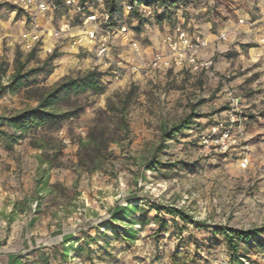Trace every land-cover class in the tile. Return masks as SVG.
Instances as JSON below:
<instances>
[{
	"label": "rangeland",
	"instance_id": "obj_1",
	"mask_svg": "<svg viewBox=\"0 0 264 264\" xmlns=\"http://www.w3.org/2000/svg\"><path fill=\"white\" fill-rule=\"evenodd\" d=\"M182 5L178 6L179 15L186 27L200 31L202 27L195 25L211 21L215 35L208 36L210 45L200 53L202 59L213 61L209 69L175 68L161 72L146 67L154 52L164 49V26L157 29V47L149 53L143 50L142 60L125 55V46L116 39L111 43L110 59L115 67L121 63L120 79H113L109 73L105 93L80 96L85 110L79 117L64 121L58 129L42 132L60 140L63 146V164L49 171L48 189H40L38 182L47 165L40 158L44 150L31 144L33 134H28L12 150L0 145V264H10L12 253L23 255V264H42L41 253L51 256L50 264H221L223 255H230L223 231L264 226V54L260 58L259 51L252 50L250 54V48L261 46L251 33L258 27L239 22L240 18L256 20L262 16L264 0H190ZM11 12L0 9V115L4 116L37 104L25 95L24 89L15 92L10 88L16 56L21 52L25 60L29 53L19 42L25 26L22 15L18 16L17 11L13 16ZM69 14L58 12L53 24ZM151 21L145 23L159 26ZM140 26L135 33L141 31ZM139 40L142 47L150 43L144 37ZM58 53L61 56L54 61L55 71L46 80L49 85L95 67L108 73L96 64L92 51L80 48L76 53ZM46 58L41 53L27 67H35ZM132 88V142L111 145L114 157L105 170L77 171L79 139L87 135L97 111L106 106L109 96ZM229 89L242 97L241 109L248 118L246 140L226 153H219L204 148L200 139L217 119H226ZM191 111L198 114L194 129L168 141L167 148L158 153L160 161L176 166L145 169L146 160L161 142V128L178 123ZM49 142L47 149L53 153V142ZM242 151L251 156L247 169L239 166ZM134 194L180 208L194 221L185 223L163 211L162 233L155 235L159 225L155 220L135 225L139 234L130 244L111 230H99L101 222L110 217V209L128 204ZM156 214L154 209L150 211V215ZM65 234H73L79 240L67 244L74 247L68 258L62 260V256L53 257V249ZM86 234L95 238L90 248L83 244L81 250L75 249L79 242H84ZM242 250L249 255L250 264H264V245L244 244Z\"/></svg>",
	"mask_w": 264,
	"mask_h": 264
},
{
	"label": "trees",
	"instance_id": "obj_2",
	"mask_svg": "<svg viewBox=\"0 0 264 264\" xmlns=\"http://www.w3.org/2000/svg\"><path fill=\"white\" fill-rule=\"evenodd\" d=\"M88 1L91 0H81L82 3ZM124 1L133 4L138 2L154 7L155 11L151 17H143L138 11V6L137 10L130 13L129 17L139 19V25L150 19L158 23H165V18H167L166 20L171 23L170 29H172L178 22H181V18L179 20L173 19L177 6L187 4L190 0H105L112 17ZM2 8L14 9L15 6L1 4L0 9ZM21 15L22 11L18 10V16ZM112 23L116 24V21L112 19ZM22 56L23 53L21 52L16 56L15 73L10 88L15 92L24 89L25 95L29 99L35 100L37 104L15 115H0V145L6 150H12L28 134H33L31 144L44 150L40 158L41 162L47 165L38 182L41 184L40 189H48L51 186L48 178L49 171L63 164L61 161L63 146L60 140L48 135V133L42 134V132L45 129H58L64 121L79 117L85 110V104L80 101V96L88 92L95 95L105 93L108 87L109 78L107 76L109 73L95 67L78 75L66 76L55 84L49 85L46 80L54 73V61L61 54L55 51L41 64L30 68L27 67L28 63L37 56V52L35 50L29 52L25 60H22ZM134 95L135 88L125 92H116L107 98L106 106L97 111L88 128L87 135L79 139L78 160L75 163L77 171L92 173L105 170L108 162L114 157L111 145L113 143L122 144L123 142H127L129 145L132 142L129 112ZM197 116V113L191 111L178 123L161 128V142L151 157L146 160L145 169L155 171L163 168L172 169L176 166L175 163L160 161L158 153L167 148L168 141L177 140L180 134L194 129ZM252 116L254 117V115ZM49 141L53 142L50 145L54 150L53 153L47 149L48 144L51 143ZM128 200L130 202L126 205L117 204L111 208L110 217L103 220L98 227L99 230L101 227H104L105 230H111L117 238H122L128 244L134 242L138 237L139 230L135 228V225H147L151 220L159 223L155 231V235L158 237L165 228V221L161 215L163 211L173 217H179L185 223L194 221L193 217L184 210L155 203L148 197L134 194ZM152 209L157 212L154 216L150 215ZM136 214L140 217L137 218ZM122 226L125 229H121ZM126 226L129 228L127 229ZM223 232L229 247L231 264H244L242 257L249 258V255L242 250V245L255 244L257 247L264 245V239H262L264 226L250 230L231 229ZM78 240L73 234H65L60 245L54 247L53 257L62 256V260H66L70 250L74 247L67 244ZM92 240L95 238L91 235H84V242H79L75 249L81 250L83 244L90 248ZM197 243L198 241H195V246ZM90 252L89 256H91ZM40 260L42 264H50L51 256L47 253H41ZM9 263L23 264V255L9 254Z\"/></svg>",
	"mask_w": 264,
	"mask_h": 264
},
{
	"label": "built area",
	"instance_id": "obj_3",
	"mask_svg": "<svg viewBox=\"0 0 264 264\" xmlns=\"http://www.w3.org/2000/svg\"><path fill=\"white\" fill-rule=\"evenodd\" d=\"M1 4L14 5L15 8L11 9L13 16L18 10L22 11L25 25L19 36L22 49L27 52L35 50L37 55L44 53L50 56L55 51H63L65 44L83 48L92 51L96 64L100 68H106L115 80L120 79L123 69L121 63L118 62L115 67L111 62V43L116 39L126 40L135 55L140 57L143 47L138 40L132 38L138 23H129L128 16L137 10V6L143 17H151L155 11L150 5L124 1L112 17L105 0L85 3L81 0H0ZM60 11H66L70 16L64 15L57 24H53L55 15ZM112 19L116 24L112 23ZM239 22L250 28L258 27L262 34L260 45L264 48V19L257 21L250 17L240 18ZM222 37L227 39L225 34ZM162 41L164 49L155 51L146 67L161 72L175 68L202 71L213 65L212 60L200 57L201 51L209 42L199 30L177 23L164 33ZM227 97L229 107L226 119H217L200 139L204 148L219 153H226L240 145L242 140H246L245 123L248 118L241 109L242 97L232 89L227 91ZM250 165L249 152L242 151L239 158L240 168L247 169ZM222 258L221 264H231L230 255H223ZM242 261L250 264L246 257H242Z\"/></svg>",
	"mask_w": 264,
	"mask_h": 264
},
{
	"label": "crops",
	"instance_id": "obj_4",
	"mask_svg": "<svg viewBox=\"0 0 264 264\" xmlns=\"http://www.w3.org/2000/svg\"><path fill=\"white\" fill-rule=\"evenodd\" d=\"M180 3V2H179ZM181 6H183L182 4H180ZM179 5V6H180ZM178 7V6H177ZM181 7H178L175 11V14L173 15V19L175 20L176 18L179 20L180 19V9ZM180 11V12H179ZM261 12H263V15L262 16H259L258 18H256V20L257 21H260L261 19H264V10H263V8H262V11ZM167 18H165V23H159V26H155L154 24V26L153 27H151L148 23H142L141 24V26H140V30L141 31H138V32H136V33H134V34H132V38L133 39H135V40H138V38H143L144 37V40H146V39H148V40H150V43H147V44H144V46H143V50L145 51V53L147 52V53H149L150 52V49H154L155 48V46L157 47V45H158V42H157V38H158V33H157V29H158V27H160V26H164V28L166 29V31L167 30H169L170 29V27H171V23L168 21V20H166ZM172 19V20H173ZM139 19H136V18H131V17H129L128 16V21H129V23H133L134 24V22L136 23L137 21H138ZM152 19H150L149 20V22L151 21ZM152 22V21H151ZM46 23L47 24H49L48 23V21H46ZM137 23H139V22H137ZM178 23H182V22H178ZM189 25H190V23H188ZM188 24H186V25H188ZM197 26H199V27H202V29H200V33H202V35L208 40V42H209V45H210V41H209V37L208 36H211V35H215L214 33H213V31L211 30V28H212V24H211V21L210 20H207V21H201L200 23H199V25H195V27H197ZM150 28H154V30H152V29H150ZM234 28H233V26L231 25V30H233ZM256 30H258V29H256ZM256 30H253V32L251 31V33L252 34H254V35H256V38H257V40H258V43H259V45H260V43H261V38H262V34L261 33H258ZM207 31V32H206ZM256 31V32H255ZM206 34V35H205ZM223 35V34H222ZM117 40H119L120 41V44H122V45H124L125 47H124V51H125V55H133V57L136 59V55H135V53H134V51H133V49L131 48V46H130V44L126 41V40H122V39H117ZM140 41V40H139ZM140 43H141V41H140ZM63 51H60V52H78L79 51V49L80 48H78V47H71L69 44H65L64 46H63ZM250 54H252V50H254L255 52H257V51H259L257 54V56H259V58L264 54V48L262 47V46H257V47H252V48H250ZM153 51V50H152ZM138 59H140V60H142V55L138 58Z\"/></svg>",
	"mask_w": 264,
	"mask_h": 264
}]
</instances>
